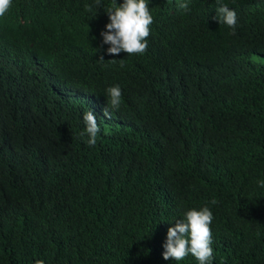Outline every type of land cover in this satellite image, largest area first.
Masks as SVG:
<instances>
[{"label":"trees","instance_id":"obj_1","mask_svg":"<svg viewBox=\"0 0 264 264\" xmlns=\"http://www.w3.org/2000/svg\"><path fill=\"white\" fill-rule=\"evenodd\" d=\"M231 1L234 33L203 13L144 55L106 61L91 39L113 0H91L48 42L35 27L43 2L12 0L0 17V264H199L165 260L163 245L204 206L212 264H264V0ZM115 85L122 104L107 118Z\"/></svg>","mask_w":264,"mask_h":264},{"label":"clouds","instance_id":"obj_2","mask_svg":"<svg viewBox=\"0 0 264 264\" xmlns=\"http://www.w3.org/2000/svg\"><path fill=\"white\" fill-rule=\"evenodd\" d=\"M40 1L44 4V12L35 27L44 42L68 37L80 25V16L86 17L88 10L91 11V0ZM221 1L228 2L231 9L221 4ZM237 1L243 4L260 3V0ZM95 2L100 4V0ZM217 4L220 6L215 11ZM11 6L12 0H0V17H4ZM108 8L109 19L101 24L103 28L94 31L95 39H91L93 46L98 50V57L99 48L103 53L104 57L101 56L100 60L106 58V61L122 52L128 55H144L149 45L157 41L169 26L186 22L193 17L198 18L203 16V13L213 16L220 24L227 25L233 33L239 19H243L231 0H113ZM18 21L22 26L27 20L19 16ZM55 47L48 45L49 49ZM121 66L123 67V63ZM140 66L141 63L136 61L133 73L136 74ZM10 72L11 70L7 74ZM106 95L107 105L103 115L111 118L110 110H119L121 107L122 90L119 85L111 86L106 89ZM83 120L88 135L87 144L94 146L100 132L97 116L93 110H89L84 113ZM84 135L82 132L81 136ZM259 184L264 187V180L259 181ZM210 203L215 205L218 201L212 199ZM213 220V212L207 206L199 210H188L183 219H178L174 227L168 228L167 239L163 245V258L181 261L191 254L199 264H212L214 250L211 246L210 226ZM36 264H44V261L37 260Z\"/></svg>","mask_w":264,"mask_h":264}]
</instances>
